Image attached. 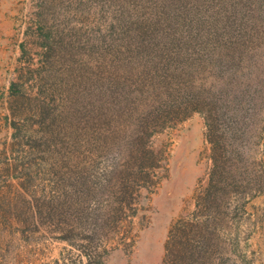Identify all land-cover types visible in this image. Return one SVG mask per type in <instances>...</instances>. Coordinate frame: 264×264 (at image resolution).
<instances>
[{"label":"rangeland","instance_id":"obj_1","mask_svg":"<svg viewBox=\"0 0 264 264\" xmlns=\"http://www.w3.org/2000/svg\"><path fill=\"white\" fill-rule=\"evenodd\" d=\"M212 16L199 111L170 37ZM0 264H264V0H0Z\"/></svg>","mask_w":264,"mask_h":264},{"label":"trees","instance_id":"obj_2","mask_svg":"<svg viewBox=\"0 0 264 264\" xmlns=\"http://www.w3.org/2000/svg\"><path fill=\"white\" fill-rule=\"evenodd\" d=\"M179 1V0H177ZM195 13L198 14L199 11H194ZM164 19H167V21L169 22V17H165ZM183 18H180L179 21H182ZM212 21H214L213 24H208L205 20H200L198 18V20H196L194 23H196L198 21V23H196L195 25H191L189 26V30L188 32L183 35L182 33H180L181 37H179V34L176 35L178 30L174 31V35L172 37H170V41H180L178 44L179 47V52L181 53V55L185 54L186 55V59L189 61V63L185 66H183L182 68V73L184 76L189 77L190 80L192 81V79L194 80V78H197V83L194 84L192 82V84H188L185 80V92L189 93L191 96L190 100L192 102V106L194 108H197L199 111L203 110V108L201 107V101L203 99V94H205V88H204V83L202 81L203 79V75L205 70L207 69V66L212 68L214 67L215 69H218V61H219V50L217 49V43H219V40L221 39V37L225 36L226 34L228 35V52H227V57L232 58L233 54H234V47L233 45L235 44V27L232 26V24L230 23L229 19L227 21L226 26L224 27L223 30H219L218 26H217V22L220 20H217V17H213L211 18ZM141 24H138L137 26H133L131 23L127 24L124 28V31H126V34L130 39H132V41L136 44H138V48H140L141 45V40L143 39V31L142 28L137 29ZM189 25V24H188ZM165 37H169V35H165ZM234 38V39H233ZM139 52V51H137ZM169 58V57H168ZM151 61L150 63V70H153L154 72L156 71V64L154 63V59L150 58L149 59ZM166 61V60H165ZM145 65V64H144ZM149 72V71H148ZM153 72V73H154ZM177 72V73H175ZM123 81L121 83V85L118 83L117 86H121L122 89L124 91H128L129 93H133L132 89L130 88L129 84L130 82H132V86H135V88L137 87L138 90L137 92H139L138 94L140 95V93H144L145 91H150V87L154 84L151 83V85H146L145 82V77H146V73L144 68L142 69V71H139V74L137 75V77H135L133 79V77H130L125 71H123V73L121 74ZM173 75L175 77V79H177L180 75L177 67L174 69ZM182 77V76H181ZM138 78V80H137ZM183 78V77H182ZM144 80V81H143ZM161 85H164L162 82H160ZM189 85V86H188ZM154 88V87H151ZM11 90H18L15 87L14 83H11ZM136 93V92H135ZM203 106V105H202ZM46 113V112H45ZM176 114V113H175ZM137 120L136 121H132L130 123L131 129L129 130V134H128V141L130 143V145H134L133 142V138H135V136H133V134H141V136L145 135H149L151 132L154 131V128L152 125H150L151 119L146 118L145 120H141V118H138V116L136 115ZM54 120H50L49 124H53ZM44 123L40 124L39 126V130H43L46 129L47 131L50 130L49 127H43ZM48 124V122L46 123V125ZM20 124L16 125V135L18 134L20 137L22 136L20 134ZM14 133V134H15ZM52 134V130L51 133ZM140 136V137H141ZM120 145V144H119ZM137 145H140L139 143H137ZM32 146V145H31ZM128 152H130L131 155L137 156L136 154H134L131 150H129L128 148ZM136 161V160H135ZM148 163L150 162V159L147 161ZM138 165V169L139 167H142L143 165L139 163H137ZM139 172V171H138Z\"/></svg>","mask_w":264,"mask_h":264},{"label":"crops","instance_id":"obj_3","mask_svg":"<svg viewBox=\"0 0 264 264\" xmlns=\"http://www.w3.org/2000/svg\"><path fill=\"white\" fill-rule=\"evenodd\" d=\"M56 254V253H55ZM58 254V253H57ZM56 256V255H55Z\"/></svg>","mask_w":264,"mask_h":264}]
</instances>
